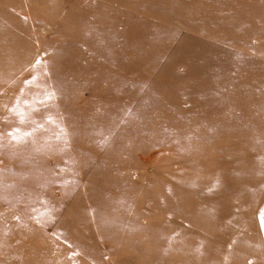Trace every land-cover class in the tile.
I'll return each mask as SVG.
<instances>
[{"label": "rangeland", "instance_id": "rangeland-1", "mask_svg": "<svg viewBox=\"0 0 264 264\" xmlns=\"http://www.w3.org/2000/svg\"><path fill=\"white\" fill-rule=\"evenodd\" d=\"M254 1L0 0V264H264Z\"/></svg>", "mask_w": 264, "mask_h": 264}, {"label": "bare ground", "instance_id": "bare-ground-1", "mask_svg": "<svg viewBox=\"0 0 264 264\" xmlns=\"http://www.w3.org/2000/svg\"><path fill=\"white\" fill-rule=\"evenodd\" d=\"M252 1H254V0H251V2H252ZM254 2H255V1H254ZM251 5H252L251 8H253V7H254V3H253V4L251 3Z\"/></svg>", "mask_w": 264, "mask_h": 264}]
</instances>
